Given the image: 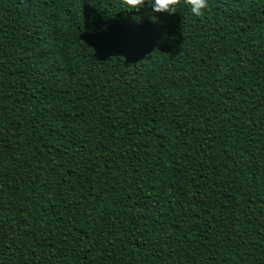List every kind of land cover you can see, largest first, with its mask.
<instances>
[{
    "label": "trees",
    "instance_id": "1",
    "mask_svg": "<svg viewBox=\"0 0 264 264\" xmlns=\"http://www.w3.org/2000/svg\"><path fill=\"white\" fill-rule=\"evenodd\" d=\"M208 5L0 0V264H264V0Z\"/></svg>",
    "mask_w": 264,
    "mask_h": 264
},
{
    "label": "clouds",
    "instance_id": "2",
    "mask_svg": "<svg viewBox=\"0 0 264 264\" xmlns=\"http://www.w3.org/2000/svg\"><path fill=\"white\" fill-rule=\"evenodd\" d=\"M122 3L130 11H140L144 8L151 9L153 18L158 14L169 16L177 13L178 8L183 4L187 6L196 17L204 15V10L208 8V0H122Z\"/></svg>",
    "mask_w": 264,
    "mask_h": 264
}]
</instances>
